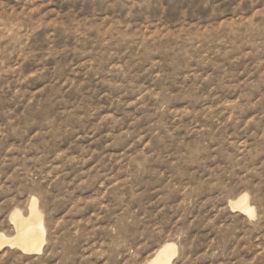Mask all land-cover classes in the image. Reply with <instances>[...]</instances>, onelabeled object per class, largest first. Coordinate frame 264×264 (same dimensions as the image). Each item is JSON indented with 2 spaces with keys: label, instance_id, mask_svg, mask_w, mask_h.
Returning <instances> with one entry per match:
<instances>
[{
  "label": "rangeland",
  "instance_id": "obj_1",
  "mask_svg": "<svg viewBox=\"0 0 264 264\" xmlns=\"http://www.w3.org/2000/svg\"><path fill=\"white\" fill-rule=\"evenodd\" d=\"M32 201L0 264H264V0H0V234Z\"/></svg>",
  "mask_w": 264,
  "mask_h": 264
},
{
  "label": "bare ground",
  "instance_id": "obj_2",
  "mask_svg": "<svg viewBox=\"0 0 264 264\" xmlns=\"http://www.w3.org/2000/svg\"><path fill=\"white\" fill-rule=\"evenodd\" d=\"M246 217L254 215V208L248 205V197L243 195L240 201L232 207ZM11 224L14 226L15 235L11 238L0 234V251L8 247L18 249L23 254H41L45 244V228L42 216L37 210L34 201L29 207V214L24 218L19 211H14L10 217ZM176 256V246L174 244H165L155 254L150 264H171Z\"/></svg>",
  "mask_w": 264,
  "mask_h": 264
}]
</instances>
